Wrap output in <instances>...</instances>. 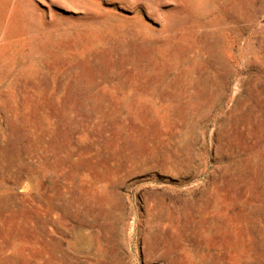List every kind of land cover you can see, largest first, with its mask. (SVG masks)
I'll return each instance as SVG.
<instances>
[{"label": "rangeland", "instance_id": "1", "mask_svg": "<svg viewBox=\"0 0 264 264\" xmlns=\"http://www.w3.org/2000/svg\"><path fill=\"white\" fill-rule=\"evenodd\" d=\"M0 264H264V0H0Z\"/></svg>", "mask_w": 264, "mask_h": 264}]
</instances>
